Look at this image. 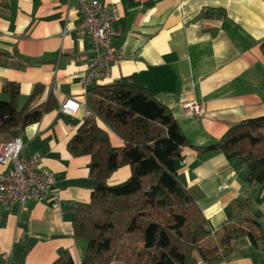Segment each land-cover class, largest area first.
Instances as JSON below:
<instances>
[{
  "label": "crops",
  "instance_id": "1",
  "mask_svg": "<svg viewBox=\"0 0 264 264\" xmlns=\"http://www.w3.org/2000/svg\"><path fill=\"white\" fill-rule=\"evenodd\" d=\"M101 1L115 4L121 13L114 42L124 59L113 64L109 79L94 84L148 88L197 147L218 142L242 120L264 115V0ZM79 20L77 0H0V93L5 82H15L22 105L41 84L45 89L33 105L51 94L55 101L38 122L0 140L20 136L24 156L39 153L41 166L55 173L54 189L60 196L59 208L52 201H29L22 211L15 205L4 210L0 264H53L64 252L82 264L87 243L75 236L73 219L91 200V156L73 155L68 142L89 115L79 77L86 71L92 42L77 31ZM67 98L79 103L73 115L60 109ZM190 101L202 105V116L184 107ZM98 123L114 147L123 146L116 133ZM240 164L220 150L199 153L190 146L177 162L180 182L213 231L222 230L234 199L250 197L259 214V245L240 236L225 259L211 264H264V183L247 182V169ZM7 167L0 163V172ZM130 176L131 167L124 165L107 183L119 184Z\"/></svg>",
  "mask_w": 264,
  "mask_h": 264
},
{
  "label": "trees",
  "instance_id": "2",
  "mask_svg": "<svg viewBox=\"0 0 264 264\" xmlns=\"http://www.w3.org/2000/svg\"><path fill=\"white\" fill-rule=\"evenodd\" d=\"M261 47L264 53V42ZM44 89L37 84L20 105L18 85L3 84L1 93L9 97L0 93V139L38 122L54 106L52 94L33 105ZM86 106L89 115L68 142L73 155L91 156V200L73 219L75 236L87 243L82 264H211L225 259L240 236L259 245L263 228L253 200L234 199L222 230L213 231L180 182L177 162L186 146L199 153L220 150L247 169V182L263 184L264 115L242 120L218 142L197 147L189 143L171 109L144 86L94 84L86 91ZM98 120L123 140V146L112 145ZM124 165L131 167L130 178L109 185L111 173ZM53 264L75 262L64 252Z\"/></svg>",
  "mask_w": 264,
  "mask_h": 264
},
{
  "label": "built area",
  "instance_id": "3",
  "mask_svg": "<svg viewBox=\"0 0 264 264\" xmlns=\"http://www.w3.org/2000/svg\"><path fill=\"white\" fill-rule=\"evenodd\" d=\"M80 20L78 32H85L92 42V52L85 73L79 77L83 88L95 82L110 78L113 64L124 59L123 51L115 44L117 31L114 24L121 13L115 4L101 0H77ZM79 103L71 98L65 99L60 109L66 114L76 113ZM192 114L202 116V105L196 101L184 104ZM24 141L20 136L10 140H0V163L6 164V171L0 172V219L4 210L17 206L19 211L26 209L29 201H52V206L60 207V196L54 189L55 173L41 166L42 156L34 153L23 155Z\"/></svg>",
  "mask_w": 264,
  "mask_h": 264
},
{
  "label": "rangeland",
  "instance_id": "4",
  "mask_svg": "<svg viewBox=\"0 0 264 264\" xmlns=\"http://www.w3.org/2000/svg\"><path fill=\"white\" fill-rule=\"evenodd\" d=\"M194 254H195V256L199 257V255H198V253H197V252H195Z\"/></svg>",
  "mask_w": 264,
  "mask_h": 264
}]
</instances>
